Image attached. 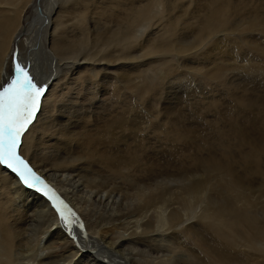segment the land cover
<instances>
[{"label": "bare ground", "instance_id": "bare-ground-1", "mask_svg": "<svg viewBox=\"0 0 264 264\" xmlns=\"http://www.w3.org/2000/svg\"><path fill=\"white\" fill-rule=\"evenodd\" d=\"M183 1L186 2L0 0V86L11 78L14 54L16 60L29 68L38 85L46 86L47 91L48 84L52 83L42 101L45 103L44 116L38 118L35 124H30L22 137L21 153L34 161L32 163L36 164L37 169L35 164H30L33 170L55 190L77 217L69 230L44 191L29 187L10 169L0 165V264H179L171 254L165 259L145 252V249L139 251L131 244L146 241L147 238L145 240L143 236L154 226L167 229L179 224L176 211L183 206L191 210L192 206L200 202L197 209L200 213L199 220L211 231V241L214 243L210 244L208 238L199 237L200 234L196 236L190 233L189 237L208 251L202 257L203 263L193 253L190 258L192 263L264 264V101L259 106L262 115L259 116L258 125L236 132L239 141L237 145L243 149V174L234 170L235 164L233 168L213 157L191 158L190 163L176 164V168H202L204 173L193 181L182 176L181 188L168 191L164 188L166 185L163 187L159 181L155 183L159 178H154V183H146L148 179H152L149 177L166 170L167 166L161 169L160 164L143 163L145 157L141 152L147 150V144L140 141L139 146L137 141L133 146L130 143V135L146 129L157 135L163 133L164 136L166 133L175 141L187 136L189 142H196L195 139L200 136L189 134L187 129L188 133L176 129V124L169 119L172 112L168 109L157 108L158 117L154 115L156 120L147 119L148 111H142L139 116L140 111L132 102V93L138 99L142 96V100L145 93L152 96L163 92V88H157L158 81L165 87L168 79L170 81L173 77L187 76L189 69H194L192 72L200 71L198 77L201 82H207L210 78L216 80L214 84H224L232 69L256 71L258 77L264 80V0H251L252 4L244 6L242 4L247 0H241V8L237 0H187L188 5ZM179 4L182 8L178 7ZM176 8L178 10L174 11H179L178 14L173 12ZM254 30L260 33L254 38L243 35L253 33ZM232 32H239V36L235 37H241V41L231 37ZM211 39L216 42L208 43ZM234 49L236 52L240 50L241 63L246 64L239 66L240 60L236 61ZM174 54L180 61L173 59ZM186 56L195 61L194 68L191 66L193 62L189 60L192 63L189 65V61H185L188 59ZM230 60L234 61L231 63ZM255 76L253 75L252 80ZM228 83L230 84L227 81L224 85ZM255 84L249 85L252 90ZM215 99H208L209 103L200 100V110L197 113L216 105ZM245 99L241 98L243 105L251 107L250 98ZM158 104L160 105L159 102ZM156 105L157 103L154 107ZM160 114H164L161 120ZM139 118L141 121H138ZM195 132V135L198 134ZM156 161L158 160L155 159ZM138 167L142 169H137ZM71 168L79 169L81 174L75 181L70 178ZM137 170L140 171L139 175L134 173ZM101 171H104L102 174L106 171L108 176L104 179L107 180L100 178ZM44 172L47 175L44 176ZM60 172L63 174H59ZM184 172L182 175H185ZM118 177L128 182L131 190L116 198L109 194L116 188L111 182ZM108 179L112 181L109 182ZM78 181L82 182L81 188L76 183ZM173 181L179 182L178 179ZM209 191L226 194L232 203L217 205L211 200L214 195L210 200L204 198ZM171 203L180 206L171 212V209L168 210ZM150 210L153 211L149 212ZM167 210L171 213L168 214ZM257 211L261 212L260 216ZM180 212L178 211V215ZM186 216H190L189 222L195 220V217L190 220L191 215ZM127 218L128 228L132 229L131 232L128 231L129 242H121L111 235L107 237V233L112 230L110 223L127 228ZM197 220L196 217L195 221ZM164 228L159 230L162 229L163 232ZM150 232L146 235L151 236ZM181 240H178V244L179 241L183 242V238ZM240 250L242 252L238 254ZM158 253L160 255V251Z\"/></svg>", "mask_w": 264, "mask_h": 264}, {"label": "rangeland", "instance_id": "rangeland-1", "mask_svg": "<svg viewBox=\"0 0 264 264\" xmlns=\"http://www.w3.org/2000/svg\"><path fill=\"white\" fill-rule=\"evenodd\" d=\"M238 1V3H239V7L241 8V0H237ZM249 1V2H248ZM256 0H253V2H255ZM184 3H186L187 2V0H186V2L185 1H183ZM182 2V3H183ZM181 3V4H182ZM188 3V2H187ZM186 3V4H187ZM247 3H251L252 4V1L251 0H247L245 3H243L242 4V6H244L245 4H247ZM188 5V4H187ZM182 5H180L179 4V6L178 7H181ZM50 8V7H49ZM51 8H53L52 6H51ZM50 8V9H51ZM182 8V7H181ZM174 10H178L177 8L176 9H173V12H176V13H174V14H178L177 12H179V11H174ZM237 13V12H236ZM173 14V13H172ZM173 14V15H174ZM239 14V13H238ZM240 14H241V12H240ZM243 14V13H242ZM236 16H238V15H236ZM235 16V17H236ZM234 17V18H235ZM242 21H243V19H241ZM253 32V31H252ZM256 32V33H255ZM258 32V33H257ZM233 33V32H232ZM232 33H230V34H232ZM238 33L239 32H234L232 35H234V36H232L231 35V37H233V38H237L239 35H238ZM247 33V32H246ZM254 33V34H253ZM253 33H247L248 34V36H247V34H243L245 37H248V38H250V37H255L256 36V34H257V36H258V34H260L259 33V31H257V30H254V32ZM240 35H241V31H240V33H239ZM251 34V35H250ZM235 36H237V37H235ZM253 37V38H254ZM217 38V37H216ZM216 38H214V39H216ZM214 39H211V41H209L208 43H210V44H212V42L213 43H215L216 41L214 40ZM252 39V38H251ZM216 40H218V39H216ZM237 40H239V41H241V37H239V39L237 38ZM215 41V42H214ZM209 44V46L208 47H210L211 45ZM206 46H207V44L204 46V48H203V50L206 48ZM238 51V50H237ZM234 52L235 53H233L234 54V57H236V61H239L240 63H239V66H241V64H246V62H244V63H241V52H240V50L238 51V52H236V50L234 49ZM173 59L175 60V61H177L179 58H178V56L176 55V54H174L173 56ZM171 57V58H172ZM188 56H186V58H187ZM193 62V64L190 62ZM179 61H180V59H179ZM185 61L187 62V61H189V62H187V63H189V65L190 64H192L191 66L193 67L194 66V62L195 61H192V59L191 58H189L188 57V59H185ZM201 61V60H200ZM200 61H199V63H200ZM205 61V60H204ZM231 61V63L234 61V60H230ZM190 66V67H191ZM194 68V67H193ZM181 68H180V71L179 72H181ZM191 70H194V69H189L188 70V73H187V76L185 75V76H183L182 78L181 77H179V78H177V77H173V79L171 78V80L169 81V79L167 80V82L165 83V87H163V85L160 83V81H158V85H157V88H159V89H162L163 88V92H164V94H161V93H163V92H159V93H156V94H152V96L151 95H147V93H145L144 94V98L142 99V100H140L141 98H142V96H139V99L137 98L138 96L137 95H134L133 93H132V96L134 97L133 99H132V102H133V104L136 106L135 108H137L138 109V111H140V113H139V116L142 114V111H144L143 113H145V112H147L148 114H146L147 115V119H153V120H156V118L158 117L157 116V108H160V109H168V111H171L172 113L169 115V119H170V121L171 122H174L175 124H176V126H177V128L176 129H182V131H184V132H186V133H188V131H189V134H191V135H194L195 137H198L199 135V139L198 138H196L195 139V141L196 142H194V141H192V142H189L190 140H189V138L186 136V138L185 137H182V138H178V139H176V141L174 140V139H171L170 138V136L168 137V134H164V136H163V133L160 135V134H158L157 135V133H153V132H151V130H148V129H146V130H143V131H139V132H137V134H132V135H130V137L131 138H133L134 139V141H133V139H131L130 138V143H132V145L134 146V144H136L137 143V141H138V145L140 146V141H142V142H144V144L146 143L147 144V150H145L144 151V153L143 152H141V155L143 156V158L145 159H143V163H145V164H154V165H159L160 164V166H161V169H164V168H166V166H167V168L168 167H170V168H166V170L164 169V170H161V172L159 171L158 172V174H156V175H152V177H149V178H152V179H148L147 181H146V183L148 182L149 184H151V183H154L153 182V180H155L154 178H159V179H157V180H155V183H156V181L158 182H160L161 184H162V186L164 187L165 185L167 186H165L164 188L166 189V190H170V191H177V189H178V187L179 188H181V186H182V180H183V177L185 178V176L190 180V181H193L194 179H196L201 173L203 174L204 173V171L205 170H203L202 171V168H200V169H197V168H195V169H193V170H189V169H183V170H185V172L183 171V170H179V169H177L176 168V166H178L179 164H181L182 162L183 163H190L191 162V160L193 159V158H197V157H202V158H210V157H213L214 159L216 158V160H218L219 162H221V163H223V164H230V165H232V167L234 168V164L236 165V167L238 168H234V170H236V172L238 173V174H243L245 171H244V168L242 167V163H241V158H242V152H243V149L242 148H239L238 147V145H237V143H239V141H238V139H237V137H236V132L238 131V130H240V129H242V128H252V127H254L255 126V124H257L258 125V119H260L259 118V116L260 115H262V112L260 113L259 112V106H261L262 104L261 103H263V101H264V92H263V88H264V85H263V81L264 80H261V78H259L258 77V75H257V73H256V71H251V70H244V71H242L241 69L240 70H234V69H232V71H231V73L228 75V80H226L225 82H224V84H226L227 83V81L228 82H230V84L228 83L227 85H224L223 83H217V84H214V83H216L215 81L216 80H211L210 78H208V80H207V82H201V80H200V77H198L199 75H200V71H194V72H192ZM259 71V70H258ZM182 72H185L184 70L182 71ZM196 72V74H194ZM199 72V73H198ZM191 73V74H190ZM198 73V74H197ZM244 73V74H243ZM253 75L255 76L254 78H255V80L257 81H255L254 80V78H253V80H252V77H253ZM190 76V77H189ZM193 76V77H192ZM196 76V77H195ZM197 77H198V79H197ZM242 77V78H241ZM251 78V80L253 81H251L250 80V78ZM175 78H177V80L175 79ZM226 78V79H227ZM257 78V79H256ZM175 79V80H174ZM183 79V80H182ZM193 80V81H192ZM154 81H155V79H154ZM177 81V82H176ZM186 81V82H185ZM231 81H232V83H231ZM247 81V82H246ZM251 81V82H250ZM259 81V82H258ZM169 82H171V83H169ZM176 82V83H175ZM211 82V83H210ZM214 82V83H213ZM181 83V84H180ZM205 83V84H204ZM210 85H209V84ZM237 85H236V84ZM239 83H243V85H241V84H239ZM244 83H246L245 85H244ZM252 83L253 84H255L254 85V89L252 90ZM207 84V85H206ZM232 84V85H231ZM51 85H52V83L50 82V84H48V88H47V91L45 92V94H44V96L42 97V101L45 99V97H46V95H47V93H48V91H49V89L51 88ZM180 85V86H179ZM188 85H190V86H188ZM231 85V86H230ZM249 85H252L251 87L249 86ZM263 85V86H262ZM170 86V87H169ZM185 86V87H184ZM225 86V87H224ZM239 86V87H238ZM242 86V87H241ZM243 86H244V88H243ZM180 88V89H179ZM187 88V89H186ZM213 88V89H212ZM242 88V89H241ZM247 88V89H246ZM248 89H250V90H248ZM257 89V90H256ZM186 90V91H185ZM213 90V91H212ZM198 91V92H197ZM189 92V93H188ZM194 92V93H193ZM208 92V93H207ZM184 93H186V94H184ZM192 93V94H191ZM245 93V94H244ZM149 94H150V92H149ZM191 94V95H190ZM194 94V95H193ZM227 94V95H226ZM241 94H242V96H241ZM244 94V95H243ZM156 95V99H154V96ZM159 96V98H158V96ZM183 95V96H182ZM188 95H190V97L188 96ZM196 95V96H195ZM226 95V96H225ZM240 95V96H239ZM254 96V99H253V96ZM256 95H257V97H256ZM135 96H136V98H135ZM164 96V97H163ZM216 96V97H215ZM239 96V97H238ZM247 96V97H246ZM261 96V97H260ZM175 99H174V98ZM181 97V98H180ZM188 97V98H187ZM195 97V98H194ZM216 99H215V98ZM248 97L250 98V101L252 102V105H251V107L249 106V107H247V106H245V105H243V103L241 102V98H243V99H245V98H247V99H245V100H249L248 99ZM252 97V98H251ZM263 97V98H262ZM146 98V100H144ZM187 98V99H186ZM198 98V99H197ZM207 98V99H206ZM257 98V99H256ZM148 99V100H147ZM157 99H158V101H157ZM188 99H189V101H188ZM208 99H215L216 101H215V103H216V105H213V106H211L212 107V109H211V107L210 108H208V107H206V108H204V109H201V112L198 114L197 113V111L199 112V110H200V108H199V104H198V102H201L202 100H206V102L205 103H209V100ZM257 101H256V100ZM261 99V100H260ZM263 99V100H262ZM153 102H152V101ZM156 100V101H155ZM171 100V101H170ZM199 100V101H198ZM201 100V101H200ZM42 101H41V105H40V108L38 109V111H37V113H36V115H35V117H34V120H33V123L32 124H35L36 122H37V120H38V118H43V116H44V113H45V107H44V105H45V103L43 104L42 103ZM180 101V102H179ZM255 101V102H254ZM136 102V103H135ZM158 102L160 103V105L158 104ZM192 102V103H191ZM239 102V103H238ZM254 102V103H253ZM259 104H258V103ZM138 103V104H137ZM149 103H151V104H149ZM157 103V105H156V107H154V105ZM188 103V104H187ZM193 103H195L194 105H192ZM257 104V105H256ZM160 107H159V106ZM192 105V106H191ZM197 105H198V107H197ZM254 105V106H253ZM137 106H140V107H137ZM144 106V107H143ZM172 106V107H171ZM191 106V107H190ZM194 106H195V109H194ZM256 106H258V107H256ZM142 107V108H141ZM163 107V108H162ZM223 107H225V108H223ZM252 107L254 108V109H252ZM148 108V109H147ZM192 108V109H191ZM207 108H208V110H207ZM257 108V109H256ZM199 109V110H198ZM244 111H243V110ZM151 110H152V112H151ZM155 110V111H154ZM202 110H203V113H202ZM216 110V111H215ZM253 110V111H252ZM44 111V112H43ZM229 111V112H228ZM231 112V113H230ZM160 113V112H159ZM196 113L199 115V116H197L196 115ZM186 114V115H185ZM201 114V115H200ZM244 114V115H243ZM39 115V116H38ZM157 116V117H155V116ZM248 115H250V116H248ZM256 115V116H255ZM263 115H264V112H263ZM40 116H42V117H40ZM163 116H164V114H160L159 115V119L161 120L162 118H163ZM171 116V117H170ZM204 116H206V117H204ZM230 116V117H229ZM241 116V117H240ZM150 117V118H149ZM247 117H248V119H247ZM224 118V119H223ZM243 118V119H242ZM209 119V120H208ZM220 119H221V121H220ZM229 119V120H228ZM232 119V120H231ZM211 120V121H210ZM231 120V121H230ZM256 120H257V122H256ZM138 121H141V119L139 118L138 119ZM252 121V122H251ZM215 122V123H214ZM251 123V124H250ZM203 124V125H202ZM244 124V125H243ZM254 124V125H253ZM261 124V123H260ZM169 125V124H168ZM196 127H195V126ZM219 125H220V127H219ZM32 126V125H31ZM184 126V127H183ZM231 126V127H230ZM235 126V127H234ZM179 127V128H178ZM189 127V128H188ZM219 127V128H218ZM234 127V128H233ZM30 128V127H29ZM86 128V127H85ZM239 128V129H238ZM86 129H88V128H86ZM85 129V130H86ZM188 131H187V130ZM215 129V130H214ZM227 129V130H226ZM94 130H96V128H94ZM193 131V132H191V131ZM204 132H203V131ZM232 132H231V131ZM194 131H196L195 133H198V134H194ZM199 131H200V133H199ZM223 133H222V132ZM226 131H228V133L226 132ZM230 131V132H229ZM94 132H96V131H94ZM191 132V133H190ZM230 133V134H229ZM233 133V134H232ZM136 135H137V137H136ZM141 135V136H140ZM198 135V136H197ZM133 136V137H132ZM135 136V137H134ZM167 136V137H166ZM228 136H229V138H228ZM93 137H94V135H93ZM95 137H96V134H95ZM144 137V138H143ZM161 137V138H160ZM214 137V138H213ZM220 137H221V139H220ZM166 138V139H165ZM224 138V139H223ZM227 139V141H226V139ZM233 140H232V139ZM235 138V139H234ZM138 139V140H137ZM143 139H145V140H143ZM198 139V140H197ZM229 139V140H228ZM231 139V140H230ZM146 140H148V141H146ZM151 140V141H150ZM157 140V141H156ZM219 140V141H218ZM225 140V141H224ZM174 141V142H173ZM199 141V142H198ZM205 141V142H204ZM221 141V142H220ZM231 141V142H230ZM149 142V143H148ZM188 142V143H187ZM201 142V143H200ZM224 142V143H223ZM226 142V143H225ZM151 143V144H150ZM215 143H217V144H215ZM236 143V144H235ZM169 144V145H168ZM221 144V145H220ZM230 144V145H229ZM232 144V145H231ZM234 144H235V147H234ZM171 145V146H170ZM229 145V146H228ZM193 146V147H192ZM201 146H202V148H201ZM206 146V147H205ZM207 146H209V147H207ZM226 146V147H225ZM237 146V147H236ZM21 147H22V145H21ZM134 148H136V147H134ZM197 148V149H196ZM216 148H217V150H216ZM224 148V149H223ZM149 149V150H148ZM170 149V150H169ZM175 149V150H174ZM183 149V150H182ZM201 149V150H200ZM246 149V148H245ZM152 150V151H151ZM193 150V151H192ZM211 150V151H210ZM232 150V151H231ZM20 151H21V148H20ZM148 151V152H147ZM150 151V152H149ZM178 151V152H177ZM229 151H231V152H229ZM155 152V153H154ZM186 152V153H185ZM194 152H195V154H194ZM229 152V153H228ZM171 153V154H170ZM172 153H174V154H172ZM184 153V154H183ZM213 153V154H212ZM214 153H215V155H214ZM225 153V154H224ZM227 153V154H226ZM23 156H25V159H27L28 160V162H29V164H31V165H33L34 166V164L35 163H32V162H34V161H32V160H30L28 157H27V155H25V154H23V153H21ZM144 154V155H143ZM160 154V155H159ZM178 154V155H177ZM181 154V155H180ZM194 154V155H193ZM222 154V155H221ZM238 156H237V155ZM158 155V156H157ZM201 155V156H200ZM210 155V156H209ZM214 155V156H213ZM225 155V157H223ZM227 155H228V157H227ZM148 156V157H147ZM161 156V157H160ZM175 156V157H174ZM181 156V157H180ZM193 156H195V157H193ZM221 156V157H220ZM178 157H180V158H178ZM189 157V158H188ZM234 157V158H233ZM236 157V158H235ZM177 158V159H176ZM192 158V159H191ZM228 158V159H227ZM240 158V159H239ZM155 159L156 160H158V161H156L155 162ZM180 159V160H179ZM231 159V160H230ZM174 160H176V161H174ZM177 160H178V162H177ZM224 162H223V161ZM226 160V161H225ZM237 160V161H236ZM152 161V162H151ZM163 161H164V163H163ZM154 162V163H153ZM158 162V163H157ZM238 162V163H237ZM163 164V165H162ZM169 166H168V165ZM171 164V165H170ZM176 164H178V165H176ZM239 164V165H238ZM175 166V167H174ZM35 168H36V164H35V166H34ZM164 167V168H163ZM37 169V168H36ZM136 169V168H135ZM137 169H142V167H138ZM71 171L69 172V174H71L70 175V178H71V180H73V181H75V180H77V178H79V176L81 175L80 173H79V169H75V168H71L70 169ZM76 170H78V171H76ZM172 172H171V171ZM174 170H176L175 172H174ZM242 170V171H241ZM37 171H39V170H37ZM162 171H163V173H162ZM166 171H167V173H166ZM179 171V172H178ZM184 172V174L185 175H182L183 173L182 172ZM187 171V172H186ZM190 171V172H189ZM191 171H197V172H194V173H192ZM198 171H199V173H198ZM201 171V172H200ZM102 172H104V171H101V172H99V176H100V178H102V180H107V179H104V177H106V176H108V175H106L107 173H106V171H105V174L103 173L102 174ZM169 172V173H168ZM181 172V173H180ZM189 172V173H188ZM135 174H137V175H139V173H140V171H138L137 170V172H134ZM161 173V174H160ZM171 173V175H169ZM197 173V174H196ZM59 174H63V173H59ZM80 174V175H79ZM109 174V173H108ZM174 174H175V176H174ZM177 174V175H176ZM181 174V175H180ZM186 174H188V176L186 175ZM192 174H194L193 176H194V178H193V176L191 177V175ZM201 174V175H202ZM45 175H47L45 172H44V176ZM158 175V176H157ZM161 175L164 177H161ZM179 175V176H178ZM165 176H167V177H165ZM172 176V177H171ZM180 176H181V178H180ZM183 176V177H182ZM196 176V177H195ZM250 176V175H249ZM171 178V179H170ZM119 179V180H118ZM176 180V179H178L179 180V182H177L176 183V181L174 182L173 180L172 181H170V180ZM109 180V182L110 181H112V179H108ZM118 180V181H117ZM122 179L121 178H116V180L115 179H113V181L111 182V183H113L112 185H114V186H116V188H115V190H114V192L112 193V194H109V195H112L113 197L115 196L116 198L118 197V196H124L127 192H129L130 190H131V187H130V184L128 183V182H124L123 180L121 181ZM152 180V181H151ZM161 180H163V181H161ZM167 181H168V183H167ZM181 181V182H180ZM189 181V182H190ZM66 183H71L70 181H65ZM116 182V183H115ZM162 182H166L165 184H163ZM76 183H79L80 184V186H79V188H81L83 185H82V182L80 181H78V182H76ZM159 183V184H160ZM128 184V185H127ZM118 186V187H117ZM123 186V187H122ZM126 186V187H125ZM169 186V187H168ZM172 186V187H171ZM171 187V188H170ZM177 187V188H176ZM118 188V189H117ZM170 188V189H169ZM171 189H173V190H171ZM119 190H122V191H119ZM118 192V193H117ZM211 192L212 191H209V192H207V194H205V197L204 198H206V199H211V197L213 198L214 196V199H211V200H213L214 202H216V204L217 205H224L223 203H225V205L226 204H231L232 202L229 200L230 198L226 195V194H216V193H214V192H212V194H211ZM123 193V194H122ZM125 193V194H124ZM210 194V195H209ZM214 195V196H213ZM223 195V196H222ZM208 196V197H207ZM220 196H221V198H222V200H221V198H220ZM227 196V197H226ZM120 198V197H119ZM225 198V199H224ZM219 199H220V201L222 202H220L219 201ZM202 200V199H201ZM200 200V201H201ZM225 200H226V202H225ZM200 201H198V200H196V202H200ZM230 201V202H229ZM220 204H219V203ZM201 203V202H200ZM199 203V204H200ZM172 204H174V205H178V206H174L173 207V205ZM199 204H195L194 205V207L192 206L191 207V210H193L192 212H191V210L189 211V210H187V209H185L184 208V206L183 207H180V209H178L179 208V204H176V203H171V207L173 208H170V206H169V209L168 210H170L171 212L172 211H176L177 209V217H178V220H177V222L179 223V224H174L175 225V227L173 228V226H170L169 228L167 227V229H166V227L164 228V227H159V226H154V224H153V226L154 227H152V228H150L148 231L150 232V235L151 236H148L149 235V232L148 233H146V234H148V235H146L145 234V236H143L144 238L143 239H145L146 240V238H147V240L146 241H143V242H140L141 244H135V243H133V244H131L133 247H135L137 250H139V251H141V250H143L144 251V249H145V252H149V253H151V254H153L154 256H161L162 258H168V255H170V256H172V258H173V260H176L179 264H196V263H192L191 262V256H193V253H194V255L197 257V259H198V256H199V261H201L202 262V257H204V256H206L207 255V253H208V251H207V248H205V247H202L201 245H200V247H201V249H199L200 247H199V243H197L196 241H194V240H192V238L191 237H189V234L190 233H193L194 235L196 234V236H198L199 234L201 235H199V237H202L203 239H206V238H208L207 240L209 241V242H211L210 244H212V243H214V242H212L213 241V236H212V234H211V231L208 229V228H206L204 225H202V222H201V220H199V218H200V213H198V208H199ZM201 205V204H200ZM177 208V209H176ZM181 208H183L182 209V212H180V210H181ZM194 208H195V210H194ZM184 209L185 210H187V211H184ZM166 211V212H168V214H170L171 212L170 211ZM151 211H153V210H150L149 212H151ZM178 211L180 212L179 213V215H178ZM148 212V214H150ZM170 212V213H169ZM183 212H185V214L183 213ZM188 212H191L190 214L188 213ZM183 213V214H182ZM188 213V214H187ZM197 214H199V215H197ZM185 215H191V219L190 220H192L194 217V219L196 220V217H197V221H195V220H193L194 221V223H192L193 221H190L189 222V217L190 216H186L185 217ZM197 215V216H196ZM257 215H261V212L260 211H257ZM263 216V215H262ZM180 217L182 218V219H180ZM183 217H185L184 218V220H183ZM187 217H188V219H187ZM122 219V218H121ZM121 219H120V221H121ZM185 219H187L188 221H185ZM124 220V219H123ZM126 220V225H127V228H122V227H119V225L118 226H116V224H113V223H110L109 224V226H112L111 227V231H109L108 233H107V237H111V236H113L114 238H117V239H119V241H121V242H129V238H127V236H128V231L130 230V232H131V228H128V222H129V218H127V219H125ZM179 221H181V222H179ZM189 222V223H185V222ZM182 222H184V223H182ZM198 222H200V223H198ZM117 223H119V221L117 222ZM181 223V224H180ZM115 225V227H113V225ZM185 224V225H184ZM195 224H197V225H195ZM199 224V225H198ZM177 225V226H176ZM188 225V226H187ZM194 225V226H193ZM179 226V227H178ZM181 226V227H180ZM190 226L192 227V228H190ZM200 226V227H199ZM116 227H117V229H116ZM126 227V226H125ZM158 227V228H157ZM171 227H172V230H173V232H172V230H171ZM186 227V228H185ZM199 227V228H198ZM202 227H204L206 230H204V228H202ZM122 228V229H121ZM159 228H164V233H166V234H164L163 232H161L162 231V229H160L159 230ZM184 229V230H180V229ZM196 228V229H195ZM198 228V229H197ZM154 229L155 230H157L158 229V231H154ZM175 229V230H174ZM177 229V230H176ZM203 229V230H202ZM124 230V231H123ZM127 230V231H126ZM166 230V231H165ZM170 231V233H169V231ZM194 230H195V232H194ZM199 231V233H198V231ZM180 231H182L180 234H179V232ZM189 231V232H188ZM204 231V232H203ZM114 232V233H113ZM124 232V233H123ZM160 234H159V233ZM203 232V233H202ZM157 233V234H156ZM162 233V234H161ZM168 233V234H167ZM185 233H187L186 235H185ZM205 234H206V237H205ZM111 235V236H110ZM115 235V236H114ZM154 237H153V236ZM165 235H167V236H165ZM171 235V236H170ZM179 235V236H178ZM184 235V236H183ZM173 236H174V239H173ZM185 236H186V239H184L185 238ZM212 236V238L210 239V237ZM129 237V236H128ZM150 237V238H149ZM164 237H166V238H164ZM179 237V238H178ZM183 238V242H180V241H182L181 240V238ZM123 238V239H122ZM158 239V240H157ZM162 239V240H161ZM177 241H176V240ZM180 239V241H179V243L180 244H178V240ZM190 239V240H189ZM150 240V241H149ZM152 240H154V241H152ZM167 240V241H166ZM188 240H189V242H190V244H188ZM212 240V241H211ZM164 241H166V242H164ZM186 241H187V243H186ZM194 241V242H193ZM157 242V243H156ZM170 242V243H169ZM173 242V243H172ZM176 242V243H175ZM143 243V244H142ZM149 243V244H148ZM151 243V244H150ZM162 243V244H161ZM181 243H182V245H181ZM184 243V244H183ZM186 243V244H185ZM195 243V244H194ZM160 244V245H159ZM166 244V245H165ZM173 244V245H172ZM188 244V245H187ZM193 244V245H192ZM148 245V246H147ZM163 245H165V246H163ZM170 245V246H169ZM176 245V246H175ZM180 245V246H179ZM190 245V246H189ZM197 245V246H196ZM162 246V247H161ZM177 246H178V248H177ZM185 246V247H184ZM139 247V248H138ZM145 247V248H144ZM157 247V248H156ZM171 247H173V248H171ZM183 249H182V248ZM190 247V248H189ZM176 248V249H175ZM198 248V249H197ZM203 248L207 251H205V250H203ZM156 249V250H155ZM189 249H191V250H189ZM170 250V251H169ZM160 251V255H158L159 252ZM197 251V252H196ZM204 251V252H203ZM189 252V253H188ZM206 252V253H205ZM240 252V253H239ZM238 252V254H241V250ZM164 255H163V254ZM191 253V254H190ZM199 253V255H197ZM205 253V255H203L202 256V254H204ZM164 257H163V256ZM177 255V256H176ZM167 256V257H166ZM240 257H241V255H240ZM180 258V259H179ZM181 262V263H180ZM203 263V262H202ZM200 264V263H199Z\"/></svg>", "mask_w": 264, "mask_h": 264}, {"label": "snow or ice", "instance_id": "snow-or-ice-1", "mask_svg": "<svg viewBox=\"0 0 264 264\" xmlns=\"http://www.w3.org/2000/svg\"><path fill=\"white\" fill-rule=\"evenodd\" d=\"M46 86L38 85L28 67L13 57L11 78L0 86V165L32 188L44 191L71 230L76 214L21 155L22 137L40 108Z\"/></svg>", "mask_w": 264, "mask_h": 264}]
</instances>
